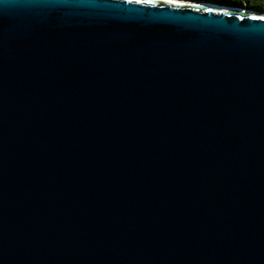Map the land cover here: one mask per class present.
I'll return each mask as SVG.
<instances>
[{
    "label": "water",
    "instance_id": "1",
    "mask_svg": "<svg viewBox=\"0 0 264 264\" xmlns=\"http://www.w3.org/2000/svg\"><path fill=\"white\" fill-rule=\"evenodd\" d=\"M154 3L0 0V264H264V12Z\"/></svg>",
    "mask_w": 264,
    "mask_h": 264
},
{
    "label": "bare ground",
    "instance_id": "2",
    "mask_svg": "<svg viewBox=\"0 0 264 264\" xmlns=\"http://www.w3.org/2000/svg\"><path fill=\"white\" fill-rule=\"evenodd\" d=\"M158 1H163V0H158ZM167 1V0H166ZM175 4H186V5H193V6H207V7H213L216 9H233L236 8L238 11H245L249 13H256L257 11L245 7H239V6H234V5H229V4H218V3H212V2H207V1H192V0H174Z\"/></svg>",
    "mask_w": 264,
    "mask_h": 264
},
{
    "label": "trees",
    "instance_id": "3",
    "mask_svg": "<svg viewBox=\"0 0 264 264\" xmlns=\"http://www.w3.org/2000/svg\"><path fill=\"white\" fill-rule=\"evenodd\" d=\"M192 1H197V0H192ZM199 1H207V2H212V3H218V4H225V2H231L232 0H199ZM237 2V4H243L242 1L244 2V6L250 7L252 9L258 10L262 9L264 10V7H261L260 4H264V0H233Z\"/></svg>",
    "mask_w": 264,
    "mask_h": 264
},
{
    "label": "snow or ice",
    "instance_id": "4",
    "mask_svg": "<svg viewBox=\"0 0 264 264\" xmlns=\"http://www.w3.org/2000/svg\"><path fill=\"white\" fill-rule=\"evenodd\" d=\"M127 3H134L138 5H147V6H157L154 3V0H125ZM168 3H174V0H167ZM206 11H211V9H206ZM253 19H261L264 20V16L260 17H252Z\"/></svg>",
    "mask_w": 264,
    "mask_h": 264
},
{
    "label": "rangeland",
    "instance_id": "5",
    "mask_svg": "<svg viewBox=\"0 0 264 264\" xmlns=\"http://www.w3.org/2000/svg\"><path fill=\"white\" fill-rule=\"evenodd\" d=\"M197 1H199V0H197ZM242 3L244 4V2L242 1ZM225 4H230V5H235V6H243V7H246V6H244L243 4H237V2H235V1H231V2H225ZM260 6L261 7H264V4H260ZM259 11H262V12H264V10H262L261 8L260 9H258Z\"/></svg>",
    "mask_w": 264,
    "mask_h": 264
}]
</instances>
